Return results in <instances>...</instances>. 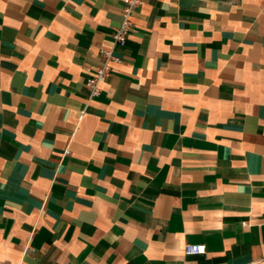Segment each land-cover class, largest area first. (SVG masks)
Segmentation results:
<instances>
[{"label":"crops","instance_id":"crops-1","mask_svg":"<svg viewBox=\"0 0 264 264\" xmlns=\"http://www.w3.org/2000/svg\"><path fill=\"white\" fill-rule=\"evenodd\" d=\"M141 1L0 0V264H264V0Z\"/></svg>","mask_w":264,"mask_h":264},{"label":"built area","instance_id":"built-area-1","mask_svg":"<svg viewBox=\"0 0 264 264\" xmlns=\"http://www.w3.org/2000/svg\"><path fill=\"white\" fill-rule=\"evenodd\" d=\"M141 2V0H124V8L122 11L123 20L120 27L114 32V45L111 48L103 50L102 65L94 69L87 81L88 85L91 87L93 97L102 94L103 84L107 82L109 76L112 74V63L116 61L114 48L118 45L125 44L129 35L132 33V17L135 9L141 5ZM244 225L246 226L247 222H244ZM185 252L188 255H204L207 253V246L205 244H186Z\"/></svg>","mask_w":264,"mask_h":264}]
</instances>
